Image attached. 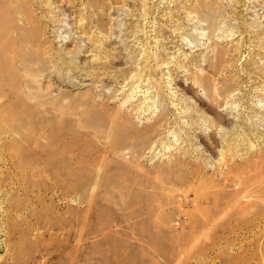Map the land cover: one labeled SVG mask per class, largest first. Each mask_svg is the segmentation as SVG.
Wrapping results in <instances>:
<instances>
[{"label": "rangeland", "instance_id": "1", "mask_svg": "<svg viewBox=\"0 0 264 264\" xmlns=\"http://www.w3.org/2000/svg\"><path fill=\"white\" fill-rule=\"evenodd\" d=\"M0 6V264H264V0Z\"/></svg>", "mask_w": 264, "mask_h": 264}, {"label": "bare ground", "instance_id": "2", "mask_svg": "<svg viewBox=\"0 0 264 264\" xmlns=\"http://www.w3.org/2000/svg\"><path fill=\"white\" fill-rule=\"evenodd\" d=\"M0 8H1V6H0ZM1 9H2V8H1ZM0 52H1V42H0ZM1 74H2V66H1V64H0V76H1ZM216 86H217V85H215L214 94H213V95H214V100H216V101L218 100V98H216V96H217L216 93H217V92H219V93H223V95L225 94V95H224L225 97H227V96L230 95V94H229V90H228L229 88H228V87H226V88H219V87H218V89H217ZM253 109H257L256 106L253 107ZM161 114H163V113H161ZM161 114L159 115L160 118H161ZM160 118H157L156 121L159 120ZM160 120H161V119H160ZM261 120H263V119H261ZM151 124L154 125V122H152Z\"/></svg>", "mask_w": 264, "mask_h": 264}]
</instances>
